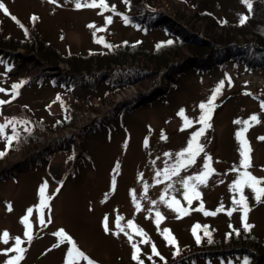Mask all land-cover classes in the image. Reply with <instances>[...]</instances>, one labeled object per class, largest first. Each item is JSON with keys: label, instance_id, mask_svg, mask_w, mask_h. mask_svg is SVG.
Masks as SVG:
<instances>
[{"label": "rangeland", "instance_id": "374dc122", "mask_svg": "<svg viewBox=\"0 0 264 264\" xmlns=\"http://www.w3.org/2000/svg\"><path fill=\"white\" fill-rule=\"evenodd\" d=\"M144 1L143 5H137L144 10L138 18L161 13L168 24L177 23L187 29L200 24L195 14L209 12L223 22L235 21L245 12L242 0H154V6ZM0 3L8 9L7 14L0 9V60H3L0 62V89L5 90L0 92V101H6L0 103V124H7L5 132L11 135L13 125L18 135L32 133L30 141L16 147L13 142L9 150L2 142L6 137L0 135V152L6 154L0 157V235L5 230L9 233L7 243L0 239V264L17 255L15 251L6 252L13 248L16 237L21 238L20 247L25 249L16 264H65L69 247L73 248L68 257L70 264H87L76 249L102 264H139L141 257L152 252V245L170 257L176 247L174 243L192 244L191 238L200 239L201 230L202 235L207 231L219 237L244 228L241 206L233 203L240 199L241 192L230 190V185L245 171L238 167L239 142L235 135L245 125L234 121L243 122L253 114L258 117L259 123L251 122L243 134L251 147V167L246 170L257 178H264V139H258L264 137V110L255 96L264 89V67L251 69L229 62L222 68L197 72L183 65L185 72L177 75L168 88L173 81L167 77L168 68H160L159 73H155L144 59L137 56L134 59L127 54L124 64L108 69L107 78L121 79L139 72H142L140 75L147 73L146 76L108 95L102 84L85 85L88 79L96 78L97 70L88 74L82 71L78 76L83 85L66 89L62 84L54 85L50 79L38 76L43 66L29 63L26 59L32 53L21 47L13 54L16 60L5 64L7 59L3 55L12 52L7 47L10 41L6 39L12 37L15 41L19 37L21 22L33 26L32 30L61 54L88 55L109 50L116 44L152 52L171 40L170 35L161 28L143 30L126 25L120 14L123 10L120 0H105L109 6L105 10L100 7L77 9L75 0H56V3L0 0ZM111 6H115V11ZM32 16L37 19L30 24ZM109 16L111 23L106 25L105 17ZM89 24L96 27L90 28ZM4 40L6 42L2 43ZM50 69L55 73L68 67L60 62ZM22 77L25 82L21 84ZM153 80L156 84H151ZM221 82L207 122L210 126H205L199 137L203 151L198 152L190 164L186 157H181L186 166L172 175L177 153L187 147L191 134L202 127L197 122L201 115L198 105L207 102ZM13 84L22 85L14 98ZM155 88L165 92L155 94ZM144 94L151 99H142ZM93 105L98 106V111L91 108ZM112 109L120 110L112 114ZM181 109L184 112L178 115ZM69 115L71 125L52 132L50 128L68 120ZM189 122L191 126H187ZM85 129L90 132L83 134ZM57 135L75 139L68 146L61 142L63 139L56 145L53 139ZM205 156L211 158L209 168L214 171L206 177L205 183H199L195 177L204 168ZM234 167L236 171H232ZM185 179H188L187 188L182 183ZM45 182L46 196L50 199L48 207L38 210V189ZM193 187L200 193L199 198L193 197ZM185 191L189 200L184 198ZM242 194L250 209L246 221L252 225L250 233L264 235V196L257 202L249 187H243ZM201 205L203 210H196ZM30 206L33 207L29 218L33 235L28 241L23 236L21 217ZM176 206H182L184 212L175 211ZM221 206L222 210L217 211ZM41 211L46 226L38 223ZM157 212L161 214L159 227ZM49 217L50 223L47 222ZM105 217L107 232L102 223ZM128 221L133 222L131 227ZM195 223L201 225L194 235L191 227ZM59 229H63L74 244L64 237L54 236ZM137 229L143 230L145 235L139 234ZM164 229L170 231L174 243L165 239ZM58 243L59 247H53ZM132 244L139 249V260L133 259ZM260 261L257 256L255 263L264 264ZM245 262L244 257L224 256L186 259L175 264H247Z\"/></svg>", "mask_w": 264, "mask_h": 264}, {"label": "trees", "instance_id": "16d2710c", "mask_svg": "<svg viewBox=\"0 0 264 264\" xmlns=\"http://www.w3.org/2000/svg\"><path fill=\"white\" fill-rule=\"evenodd\" d=\"M120 2L123 7L120 14L126 25L140 27L143 30L161 28L166 34L170 35L171 40L169 41H172V43H163L152 52L143 51L136 47L124 48L123 44H116L114 47H109V50L105 49L99 53L88 55L61 54L51 43L35 33V31L32 30L33 26H28L21 22L20 28L22 33H20L19 37L15 41H12V37L6 39L10 41L7 47L12 49L11 54L3 55V57L7 59L6 63L9 64L8 61L16 60L13 54L15 49L21 47L27 53H32L30 57H27V59L25 58L29 63L43 66L42 70L37 72L38 76L44 77L47 80L50 79L54 85L62 84L66 89L73 88L78 84L83 85L78 76L80 72L85 71L88 74L93 70H97L99 73L96 74V78H94V80L88 79L89 81L85 85L102 84V86L106 88V92H109L108 95H111V92L120 90L125 85L132 84L147 75V73L140 75L142 72H139V74L132 76H123L121 79H116L115 77L107 78L108 69H111L114 65L124 64L127 54H130V57L132 56L134 59L136 56L144 59L148 66L151 65V70L155 73H159L160 68H168L167 77L169 80H173L171 84L169 83L168 88L172 86L177 75L185 72L183 65H186L187 70L197 72L222 68L229 62L241 63L251 69L264 67V0H250V9L247 4L244 3L245 12L235 21L226 20L220 22L209 12L195 14L196 18L200 20V24H193L192 27L188 29L177 23L172 22L168 24V19L164 20L162 16H160L162 15L161 13H156L155 15L157 16L155 17L150 13L145 14L141 19L138 18V15L144 11L142 10L143 6H141L140 9H138V6L141 5V3L143 5L145 2L144 0H120ZM146 3L150 6L156 4L154 0H146ZM242 17H247L244 23L240 22ZM179 18L177 20H179ZM29 21L30 24H33L35 20L29 19ZM21 25H23V27H21ZM6 40L2 41V43L6 42ZM188 53L191 54V57L187 55ZM25 59L24 62L26 61ZM0 62H3V60H0ZM60 62L66 64L68 69H59L60 71L53 73L50 67L57 66ZM139 71H143V69ZM144 71L146 70L144 69ZM153 79L156 80V78ZM22 80L24 83L25 78L22 77ZM155 80H153L151 84H156ZM155 92V94H160L161 92H165V90L155 88ZM147 96V94H144L142 99L150 100L151 98ZM255 96L261 106V102H264V89L262 92L259 91L255 94ZM117 107L118 106H116V108ZM91 108L94 111H98L97 109H99L98 106L95 105ZM120 109H112L111 113L115 114ZM88 114H90V112ZM67 119L68 120L59 125L52 126L50 128L53 130L52 132L70 126L72 120L71 116ZM103 124L105 125L104 122ZM88 132H90V129H85L83 134ZM31 134L32 133L23 135L17 134V137L14 138L15 141L13 139L11 145L13 142V146L15 147L20 143L23 145L24 142L31 140L28 139ZM60 139H63L61 142H66L65 144L68 146V143L74 141L75 138H72V136L65 138L64 135H57L53 141L58 145L61 143L58 141ZM5 155L2 156L6 157ZM176 207L180 208L182 206ZM199 224L195 223L192 225L191 231L193 232L194 226H198L195 230V233H197L200 229ZM201 231L199 232V242L193 237L191 238L192 244L183 246L179 245L178 242L174 243L176 247L173 248V256L167 257L162 250L155 247L159 255H154L153 252L150 254L147 253L145 255L146 258L145 256L141 257L143 264H175L176 262H181L186 259H214L216 257L223 258L224 256L244 257L248 262L247 264H256L255 258L258 256L260 260L264 262V235L254 236L249 230L247 231L244 228L226 232L219 237H215L210 230L211 233L208 235L205 234L207 231L203 233V235ZM149 257H151V259H149ZM93 262L95 264H102L99 262L97 263L95 260H93Z\"/></svg>", "mask_w": 264, "mask_h": 264}, {"label": "snow or ice", "instance_id": "6c2138e0", "mask_svg": "<svg viewBox=\"0 0 264 264\" xmlns=\"http://www.w3.org/2000/svg\"><path fill=\"white\" fill-rule=\"evenodd\" d=\"M50 3H56V0H49ZM242 2L246 3L247 6L249 7V9L251 8V3L250 0H242ZM75 7L77 9L81 8V7H100L102 10L107 9L109 6L106 5L105 0H84L83 4L81 3V0H75ZM0 9H3L4 12L7 14L8 13V9L5 7V5L3 3H0ZM112 11H115V6H111ZM102 14V13H101ZM13 20H16L15 16L11 17ZM30 19L32 20H36L37 17L32 16ZM247 19V17H242L241 18V23H244L245 20ZM17 23H19L17 21ZM111 23V17H105V24H109ZM21 27H23V25H21ZM88 27L90 28H95L96 26L94 24H89ZM98 31H102L105 29H97ZM26 31V30H25ZM95 36V33H94ZM167 43L171 44L172 41H168ZM23 82H21L22 84ZM21 84H13L12 85V91H13V98L15 97V94H17V90L18 88L21 86ZM222 87V82L220 85H218L212 92V95L208 98L207 102H201L198 107L201 110V115L197 118V122L200 123L202 125V127H200L197 131L193 132L191 134V137L188 141L187 147H185L181 152L177 153V162L176 165L172 168V175H177L180 168L182 166H186L183 164V161L180 159L181 157H186L188 160V163H193L194 162V157L195 155L198 154V152H202L203 151V146L199 143V137H201L205 131V126H210L207 124L208 120L210 119V113L213 111V105L214 102L216 100L217 95L219 94L220 88ZM5 91L4 89H0V92ZM57 99H59V96L57 97ZM0 103H6V101H0ZM261 109L264 110V102H261ZM184 112L183 109H181L178 112V115H182ZM235 123H243L245 125L244 128H242L241 130H238L235 135L237 137V140L239 142V146H238V152L240 155V161H239V168H243L245 169V171L241 174V178L237 179L236 181H234L233 185H230V190H235L237 192H241V196L239 200H234L233 203L240 205L241 206V210L243 211V215L241 216V220L244 222V228L245 230H249L251 229L252 225L248 224L247 221V212L250 211V209L247 206V198L245 196H243L242 194V190L243 187H249L252 189L253 193H254V199L257 202H261V197L264 196V187L260 186L261 184H264V178H257L256 176L252 175L250 172H248L246 169L251 167V147L250 145L247 143L246 139L243 138V134L244 132L247 131V127L251 125V122H257L259 123V119L258 117L253 114L248 120H245L243 122L237 120L234 121ZM7 123H11V121H8ZM7 126V124H0V135H3L4 133V129ZM187 126H191V122L188 123ZM17 137V133L15 131V126L13 125V134L11 136L6 137L8 144H11V141ZM162 139L165 138L162 134ZM258 139H264V137H258ZM145 143H147V141H145ZM195 146V147H194ZM5 153L0 152V156L4 155ZM165 155H168L167 153ZM210 157L205 156V163H204V168L201 171V173L197 174L195 179L199 182V183H205L206 177L208 175L211 174V170L209 168V161H210ZM237 168L234 167L232 169V171H236ZM115 171V169H114ZM167 170H165V176H167ZM191 179V178H188ZM188 179H185L184 181H182V183L185 185V187L187 188L188 185ZM46 188H47V182H45L44 184H42L39 189H38V197H39V203L36 205V208L38 210H42L46 207H48V203L47 201L50 199V197L46 196ZM59 189H57L58 191ZM192 191V195L194 198H199L200 193L197 192L195 190V187H193L191 189ZM184 198L185 200H189V195L188 192L185 191L184 193ZM161 199H163V197H161ZM190 202V201H189ZM169 207H172V205L170 204ZM8 209L11 210V205H8ZM175 211H177L178 213L184 212V209L182 207L180 208H174ZM196 210H203L202 205L200 208L196 209ZM222 210V206L220 208L217 209V211ZM235 210V209H233ZM50 211V209H49ZM33 212V207H29L26 209V214L24 216L21 217V223L24 225V233L23 236L26 240L31 241L32 239V231H31V223H30V216ZM186 214V213H185ZM206 215H215V213H209V212H205ZM231 214V211H229V215ZM157 216V226L159 227V218H161V214L159 212L156 213ZM48 223L51 222V218L49 217ZM38 223L41 226H46V222L43 218V214L42 211L40 213V215L38 216ZM104 223L105 226V231L107 232L109 229L107 227V217H105L104 221L102 222ZM133 224L132 221H128V225L129 227H131ZM117 226L119 227V224L117 223ZM198 226H194L193 228V233L195 235V230ZM121 231H123V229H121ZM137 232L141 235H145L143 233V230L141 229H137ZM165 235V239L168 240L169 243H174V238L170 239V231L168 229H164L163 233ZM206 235H208V233H205ZM54 236L57 237H64L70 244H74V242L71 241V238L66 236L65 232L63 229H59L57 232L53 233ZM8 236L9 233L5 230L3 232L2 235H0V239H3L4 243H7L8 240ZM130 242H131V238ZM23 241L21 240L20 237H16L15 238V243L13 248L7 249L6 252H11V251H15L17 253L16 256L10 257L7 261H5V264H16V262L19 259H22V255L23 252L25 251L24 248H21L20 245ZM142 242H147V241H142ZM199 242V239H198ZM59 243L57 245H54L53 247H59ZM133 247V259L134 260H139V249L137 247L136 244H132ZM73 252V248L69 247L68 251L66 252V258H65V264H70V261L68 259V257H70L72 255ZM152 252L154 255H159V253L156 251L155 245H152ZM76 253L79 257H82L85 261H87V264H94L93 261H91L83 252H81L79 249H76ZM149 259H151V257H149ZM139 264H143V261H139Z\"/></svg>", "mask_w": 264, "mask_h": 264}]
</instances>
